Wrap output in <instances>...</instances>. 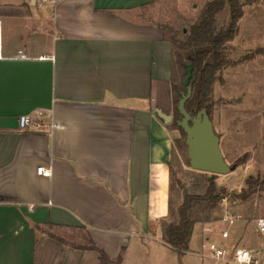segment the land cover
<instances>
[{
	"label": "crops",
	"instance_id": "1",
	"mask_svg": "<svg viewBox=\"0 0 264 264\" xmlns=\"http://www.w3.org/2000/svg\"><path fill=\"white\" fill-rule=\"evenodd\" d=\"M30 1L49 4L45 29L0 59V264H129L170 247L174 133L155 109L175 59L143 16L157 0ZM18 44L28 58H12Z\"/></svg>",
	"mask_w": 264,
	"mask_h": 264
},
{
	"label": "rangeland",
	"instance_id": "2",
	"mask_svg": "<svg viewBox=\"0 0 264 264\" xmlns=\"http://www.w3.org/2000/svg\"><path fill=\"white\" fill-rule=\"evenodd\" d=\"M211 1L157 0L143 12V16L161 25L169 37L186 39L191 26L200 20ZM240 3L243 14L238 19L234 38L223 44L224 64L215 73L208 102L211 106L209 115L224 158L233 167L226 174L215 175L216 185L226 189V196L210 213L199 209L201 221L194 227L188 250L178 252L155 241L142 260L130 258L129 264H237L230 258L211 256L207 249L209 242L216 241L229 248L257 244L255 219L264 216V0H240ZM45 5L49 6L42 1L33 7L30 0H0L5 43L45 29V23L39 18ZM230 23L231 7L227 3L216 16L215 30L227 29ZM37 37L32 40L41 46ZM174 59L173 83L165 102L160 104L165 106L166 112L174 115L175 120L169 125L174 133L173 200L174 206L178 207L186 192H206L210 173L191 166L187 134L176 123L182 115L178 111L179 100L173 86H183L181 91H186L183 80L188 72L177 62V56ZM227 207L244 218L233 225L224 223L222 217ZM223 229L229 230V238L222 237Z\"/></svg>",
	"mask_w": 264,
	"mask_h": 264
},
{
	"label": "trees",
	"instance_id": "3",
	"mask_svg": "<svg viewBox=\"0 0 264 264\" xmlns=\"http://www.w3.org/2000/svg\"><path fill=\"white\" fill-rule=\"evenodd\" d=\"M227 3L231 7V23L227 29L217 32L215 30L216 16ZM242 14L240 0H213L207 4L200 20L193 23L186 39H180L175 36L169 37L166 33L167 38L173 44L174 56L179 58L177 62L184 68L186 67L187 72L188 64L193 65L191 78L193 93L186 102L187 110L193 115L202 108H206L208 113H210L209 92L216 71L224 64L223 44L234 38L238 19ZM175 47L178 49L176 50ZM173 87V92L180 101L182 92L187 90L185 91L183 88L184 91H181L183 86L176 84ZM215 175L213 174L212 177L208 176L209 185L204 194L186 192L183 201L178 207L174 206L172 196L170 198L169 219L164 223L163 239L178 252H184L189 249L194 227L200 220L198 216L199 209L210 213L226 196V189L219 188L216 185ZM262 184H264V179ZM102 258L106 264L121 263V259L117 262H109L104 255Z\"/></svg>",
	"mask_w": 264,
	"mask_h": 264
},
{
	"label": "water",
	"instance_id": "4",
	"mask_svg": "<svg viewBox=\"0 0 264 264\" xmlns=\"http://www.w3.org/2000/svg\"><path fill=\"white\" fill-rule=\"evenodd\" d=\"M192 75L193 65L188 64V74L183 80V83L187 85V91L182 92L178 106L182 119L177 121L187 134L186 143L191 166L194 169L209 172L210 177L213 174H226L233 167L224 158L219 136L214 130V124L207 109L202 108L193 115L186 108V102L193 93V83L190 82ZM155 111L166 124L174 121L172 113L160 107H157Z\"/></svg>",
	"mask_w": 264,
	"mask_h": 264
},
{
	"label": "built area",
	"instance_id": "5",
	"mask_svg": "<svg viewBox=\"0 0 264 264\" xmlns=\"http://www.w3.org/2000/svg\"><path fill=\"white\" fill-rule=\"evenodd\" d=\"M4 24L0 18V59L4 58ZM28 49L26 45L18 44L14 46L12 58L26 59L28 58ZM52 57V56H50ZM53 58V57H52ZM19 123L22 128H27L31 125L41 126L42 122L29 114H23L19 117ZM38 173L44 176H51L52 170L50 167H38ZM244 217L241 213H232L230 208L225 209V214L222 217L224 223L233 225ZM256 232L264 238V216H258L255 221ZM223 238H229L228 229H223L221 233ZM209 239V236H207ZM209 254L215 258H230L237 264H264V241L258 247L250 245H235L231 248L219 245L216 241H210L207 247ZM205 254V253H204Z\"/></svg>",
	"mask_w": 264,
	"mask_h": 264
}]
</instances>
